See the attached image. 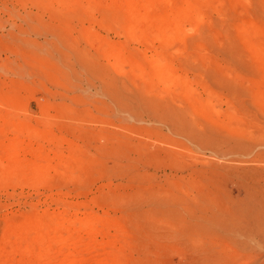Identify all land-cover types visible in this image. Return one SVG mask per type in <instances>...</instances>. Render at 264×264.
Returning a JSON list of instances; mask_svg holds the SVG:
<instances>
[{"label": "rangeland", "instance_id": "rangeland-1", "mask_svg": "<svg viewBox=\"0 0 264 264\" xmlns=\"http://www.w3.org/2000/svg\"><path fill=\"white\" fill-rule=\"evenodd\" d=\"M38 1L0 0V163L17 141L53 167L0 177V264H30L11 235L60 211L107 237L41 264H264V0H165L151 20L189 9L163 41L122 0Z\"/></svg>", "mask_w": 264, "mask_h": 264}, {"label": "bare ground", "instance_id": "bare-ground-1", "mask_svg": "<svg viewBox=\"0 0 264 264\" xmlns=\"http://www.w3.org/2000/svg\"><path fill=\"white\" fill-rule=\"evenodd\" d=\"M40 1V0H39ZM38 1V2H39ZM42 1V0H41ZM54 1V0H53ZM68 1V0H67ZM70 1V0H69ZM116 1V0H115ZM139 1V0H138ZM142 1L141 4H143V1L146 3V5H141L138 6L137 0H122V5L125 6L127 14L129 15V23H128V32L129 35L135 36L139 33H142V31L145 32H149L151 34H153L157 39L159 40H164L166 37H173L177 34L178 36V31L181 28V21L183 19V17H186L185 15L188 13L186 11V9H189L188 6H186L187 8H180L177 12L174 9V13L172 12L171 14L162 17V18H158L156 20H151V15H150V9L152 7H156L161 3H166L165 0H140ZM167 1V0H166ZM52 3V2H51ZM57 4L60 5L62 4V1H56ZM88 3V2H87ZM40 4V3H39ZM43 4V3H42ZM45 4V3H44ZM53 4V3H52ZM117 4V3H116ZM150 4V5H149ZM70 5V4H69ZM149 5V6H148ZM41 6V5H40ZM65 6V5H64ZM68 6V5H67ZM151 6V7H150ZM194 6V5H193ZM123 7V6H122ZM40 8V7H38ZM176 8V7H175ZM192 8V7H191ZM70 9V8H69ZM191 12V11H190ZM190 14V13H189ZM184 15V16H183ZM151 18H150V17ZM154 18V17H153ZM152 18V19H153ZM155 19V18H154ZM126 28V29H127ZM141 35V34H139ZM162 40V41H163ZM173 40V39H172ZM170 42V41H169ZM168 43V42H167ZM119 51V50H118ZM121 52H118V56ZM116 52L113 54L114 59L118 61V56H117ZM111 55V54H110ZM112 56V55H111ZM118 58H117V57ZM121 59V58H119ZM156 61V60H155ZM155 61L153 62L154 64H152L153 66H155V68L157 69L156 75L155 77H157L160 81H162L163 83H167L170 82L169 80V72L170 71H166L165 67L161 64V61L158 63H155ZM166 63V62H164ZM173 78V77H171ZM167 86V85H165ZM13 113V112H12ZM11 115V114H10ZM8 116V115H7ZM5 117V115H4ZM19 118V117H18ZM8 122V121H7ZM14 129V128H13ZM20 129V128H19ZM27 129V128H26ZM42 129V128H41ZM24 131V130H23ZM27 132V131H26ZM17 133V132H16ZM32 133V132H31ZM29 133V136L34 137L33 134ZM23 133H21V131L19 132V135H22ZM37 135V134H36ZM37 138V137H35ZM1 140V137H0ZM36 140V139H35ZM11 144V143H10ZM4 145V144H3ZM2 145V146H3ZM18 145H20L19 143H17V141L13 142L11 144V148L10 151L9 150H4L2 151V156L3 159H6L8 161V163L6 164H1L0 163V177H7L10 178L11 181L20 177V175L25 174L27 171L32 172L33 175H35V177H33L35 179V181H40L37 180L38 178L36 177L37 175L35 174L36 172H38L39 170L42 171V169L44 168L45 170L47 168H50L48 170H51V168L53 167L52 164L50 163L51 161L48 160L47 158L50 159V156L48 157V154H44L39 150H35L34 152L31 151V156L33 158V161H30V165H28L29 167H23L22 164L18 161V159L16 158V155L13 154V150L14 148L17 149ZM1 146V145H0ZM7 147V145H4ZM30 147V146H29ZM60 148V147H59ZM12 149V150H11ZM61 149V148H60ZM58 149V150H60ZM28 150V149H27ZM47 152V151H46ZM18 156V155H17ZM47 156V157H46ZM22 159V158H21ZM1 160V158H0ZM23 160V159H22ZM25 160V159H24ZM62 165V164H60ZM26 166V165H25ZM59 166V165H58ZM57 167V166H55ZM60 168L62 166H59ZM58 170L61 171L62 169ZM65 167V166H64ZM43 169V170H44ZM58 170H55L56 172ZM50 172V171H48ZM62 172V171H61ZM64 172V170H63ZM62 172V174H63ZM60 173V172H57ZM47 174V172H46ZM26 176V175H24ZM23 176V177H24ZM63 176V175H62ZM61 176V177H62ZM41 177V176H40ZM43 178V177H41ZM6 179V178H5ZM22 179V178H20ZM19 179V181H20ZM13 182V181H12ZM16 182V181H15ZM35 183V182H33ZM41 183V181L39 182ZM58 201V200H57ZM61 202V201H60ZM63 205V204H62ZM59 206V205H58ZM66 206V205H64ZM64 208V207H63ZM66 209V208H64ZM61 212V211H60ZM59 212V213H60ZM63 212V211H62ZM56 213L55 215H51V214H41L39 216H31L29 218L24 219V221L22 222V224L19 226V232L13 234V236L11 235V238L14 237L13 239H11L12 241H14V243L19 244L22 242H25L26 248L23 249V253L24 251L27 252V255H33L32 257H34L33 259H29L30 264H41V262H43V259H48V257L50 256V253L53 252V248L59 246L60 250H67L68 248L66 247V238L69 236H74L78 233H87L86 234V238H92L88 239L89 241H91L90 245H94L95 244V239L96 237L99 236H103L105 237L108 234L107 228H100V226L98 227V222L97 219L93 221H88V218L85 219H80L77 216H75L73 219H68L66 215H64V213ZM93 218V217H92ZM90 220V219H89ZM109 223V222H107ZM110 228V226H109ZM108 228V229H109ZM7 229V228H6ZM21 231V232H20ZM75 234V235H74ZM82 235V234H81ZM77 237L76 240L77 242L82 241V238L80 235H76ZM88 236V237H87ZM119 236V235H118ZM107 237V236H106ZM5 237H3V240L5 244H10V240L8 239H4ZM67 238V239H68ZM85 238V237H84ZM2 239V238H1ZM74 239V238H73ZM118 239V238H116ZM114 238V240H116ZM75 240V239H74ZM73 240V241H74ZM97 242V241H96ZM115 242V241H114ZM118 242V241H117ZM75 243V242H74ZM86 243V242H85ZM89 243V242H88ZM78 244V243H77ZM111 244L110 241H107L105 243V246ZM11 245V244H10ZM88 246V245H87ZM103 246V248L105 247ZM17 247V246H16ZM14 246V248H16ZM79 247V246H78ZM84 247V246H83ZM95 247V245H94ZM99 247V246H98ZM20 248V247H19ZM91 248V247H89ZM93 248V247H92ZM102 249V247H100ZM106 248V247H105ZM9 249V246H8ZM7 249V250H8ZM11 249V248H10ZM58 249V250H59ZM74 249V248H72ZM88 249V248H86ZM98 249V248H97ZM55 250V249H54ZM76 250V249H74ZM2 251V250H1ZM0 251V256H4L6 254H8V251ZM19 251L18 249H16V252ZM81 251V250H80ZM15 252V253H16ZM71 251H69L68 254H70ZM11 253V252H10ZM14 253V254H15ZM25 254V253H24ZM54 254V253H53ZM67 254V255H68ZM77 254V253H76ZM74 253V255H76ZM79 254V253H78ZM87 254V253H86ZM90 254V253H89ZM25 256V255H24ZM100 256V255H99ZM26 257V256H25ZM55 257V256H54ZM72 257V256H71ZM19 258V257H18ZM58 258V257H57ZM63 258V257H62ZM89 260L90 258L87 257ZM85 255L81 256V259L75 261L77 264L82 263L83 261L87 260ZM115 257L113 255H109L105 258V261L102 264H114V259ZM59 259V258H58ZM93 259V258H92ZM20 260V259H19ZM18 260V262H19ZM27 260V259H26ZM65 260V259H64ZM8 261V260H7ZM50 261V260H49ZM61 261H63L61 259ZM118 261V259H117ZM2 262V261H1ZM28 262V260H27ZM51 262V261H50ZM67 262H69V260L66 258V261L64 264H67ZM4 263V262H3ZM90 263H92V261H90ZM97 263V262H96ZM29 264V263H28ZM45 264V263H44ZM48 264V263H47ZM73 264V263H72ZM75 264V263H74Z\"/></svg>", "mask_w": 264, "mask_h": 264}]
</instances>
